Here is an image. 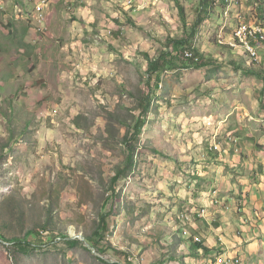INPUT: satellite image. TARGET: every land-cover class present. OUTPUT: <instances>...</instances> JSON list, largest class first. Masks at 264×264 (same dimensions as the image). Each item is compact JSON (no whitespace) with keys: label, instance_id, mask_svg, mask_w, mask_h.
<instances>
[{"label":"rangeland","instance_id":"1","mask_svg":"<svg viewBox=\"0 0 264 264\" xmlns=\"http://www.w3.org/2000/svg\"><path fill=\"white\" fill-rule=\"evenodd\" d=\"M43 1L40 23V0H0V264H214L220 253L196 254L184 233L203 246L239 236L227 221L215 226L208 208L234 189L219 168L226 174L234 135L243 157H264V83L235 68L264 70V48L248 68L217 42L225 24L264 25V0H217L195 44L203 65L161 74L129 162L126 135L150 90L147 57L184 35L176 5ZM180 2L194 22L201 0ZM102 213L109 229L99 251L88 239ZM13 238L30 242L26 252Z\"/></svg>","mask_w":264,"mask_h":264},{"label":"crops","instance_id":"2","mask_svg":"<svg viewBox=\"0 0 264 264\" xmlns=\"http://www.w3.org/2000/svg\"><path fill=\"white\" fill-rule=\"evenodd\" d=\"M47 39L48 34L44 37V41ZM238 144L236 147L232 146L230 160L224 161L226 162V167H228L226 174L219 168L222 166L220 164L217 165L220 174L229 177L232 188H234L230 191L229 197L226 198L228 202L222 200L223 202L219 201V204L216 206L214 205L216 201L210 199L208 208L217 217L215 226L222 225L223 221H227L225 229H237L240 235L235 236L234 240L228 242L226 238H219L216 243H208L205 247L216 249L218 246L219 250L224 251V254L236 255L242 259L243 264H247L248 258L255 255L264 256V157H243L242 148L239 147L241 144ZM239 149L240 152L237 153ZM212 160L215 161L214 159ZM206 172L208 173V171ZM211 178H213V175ZM221 180H227L228 182L221 184ZM216 181L221 188L227 189L229 187V179L225 177L222 179L218 177ZM239 197H242V199L236 200ZM235 201L241 204L235 205ZM231 203H233L232 207H236V209L230 208ZM185 205L187 207L191 206L190 204ZM213 207H221L222 210L217 208L218 211H215ZM217 213L218 215H216ZM227 214L228 217L224 218L223 215ZM229 214H231L230 217ZM260 264H264L263 259L260 261Z\"/></svg>","mask_w":264,"mask_h":264},{"label":"trees","instance_id":"3","mask_svg":"<svg viewBox=\"0 0 264 264\" xmlns=\"http://www.w3.org/2000/svg\"><path fill=\"white\" fill-rule=\"evenodd\" d=\"M176 5V8L178 10V15H180L181 22L183 25V32L184 35L180 39H168V48L165 52L162 53V55L158 59H150L147 57L148 60V71H147V79H148V86L149 89L147 93H144V100L141 102L140 106V114L136 121V126L134 128V132L130 136V140L127 141V137L129 134L126 135V144L128 149V162L132 161L133 159V153L136 146L131 145L133 137L136 139L135 141H139V137H141V134L143 132V129L146 125L147 119L149 117V114L152 112L151 106L153 99H156L158 97L157 92L158 89H160L161 84V74L165 71L175 70L178 68V66L182 67L184 65L183 61H190L192 65L195 66H201L203 65V56L201 52L196 48V40L197 37L202 32L203 25L207 22V20L211 16V10L214 8V4L216 5L218 2L217 0H201L199 14L194 22H190L187 10L185 6H183L180 2V0H171ZM221 2H226L227 0H223ZM220 3V2H219ZM225 4V3H224ZM217 6V5H216ZM259 12H263V6L260 5L258 7ZM131 22V21H130ZM132 23V22H131ZM221 48H224L231 52H238V54L243 59V65L246 66L245 62V51L242 48H232L229 45H220ZM190 51L194 53L195 57L194 59H198V61L190 60V58H187L186 53ZM208 66V65H206ZM248 68H251L249 66H246ZM236 70L238 72H242L246 76H252L255 79L261 81L264 83V70H254V69H244L242 66H235ZM158 74H160L158 76ZM157 77V79H156ZM155 82V85L153 86V83ZM264 92V87L261 88L260 93ZM261 95V94H260ZM262 99V95H261ZM231 145L237 146L239 145V138L238 136L234 135V138H231ZM217 149V147H213L211 150ZM121 175V172L119 173ZM116 181V179H115ZM115 191V190H114ZM108 213H102L100 216L99 224L97 228L93 231L92 235L89 237L90 244L95 247L96 249L99 248L98 244H100L101 239L104 237L106 231L109 229L108 224ZM32 238L42 237V233L40 231L31 230L27 233ZM64 237V236H63ZM48 238V237H47ZM188 238H190L188 240ZM185 237V241H187L188 244L192 243V246L194 248V251L196 254H198L199 250L203 249L204 253L209 254L212 251H215L214 249L206 248L202 245V241L200 239L191 238V235ZM191 240L193 242H191ZM42 241V240H41ZM11 242H14V245L17 244V247H19V250L26 252V248L29 246V241L21 240L13 238L11 239ZM71 246H75L79 243L78 239H71L67 241ZM195 255V254H194ZM114 264H120V263H114Z\"/></svg>","mask_w":264,"mask_h":264},{"label":"built area","instance_id":"4","mask_svg":"<svg viewBox=\"0 0 264 264\" xmlns=\"http://www.w3.org/2000/svg\"><path fill=\"white\" fill-rule=\"evenodd\" d=\"M42 3L43 5L46 4L45 1ZM41 9L42 6L38 7V10ZM254 42L264 43V27L258 25H240L234 30L230 38H227L223 31L219 40L220 45H229L232 48H242L245 51L248 64L258 62L257 51L252 45ZM186 56L187 58H190V60L198 61V59H194L195 55L190 51L186 53Z\"/></svg>","mask_w":264,"mask_h":264},{"label":"clouds","instance_id":"5","mask_svg":"<svg viewBox=\"0 0 264 264\" xmlns=\"http://www.w3.org/2000/svg\"><path fill=\"white\" fill-rule=\"evenodd\" d=\"M42 0H40V2H39V4L37 5V8H36V11H37V20L40 22V23H43L42 22V15L45 13V11H46V8H49L50 7V3H49V1L47 2V1H45L46 2V4H44L43 5V3L41 2ZM221 1H223V0H218V2H220L221 3ZM129 3L130 4H132V1H129ZM232 3H234V0H227V4H228V6H230ZM40 6H42V9L41 10H38V7H40ZM240 25H245V26H253V25H258V26H262V27H264V25H262V24H243V23H240V24H238L235 28H233L232 29V31L230 32V26H228V24L226 25H224L222 28H221V31H220V35L222 34V32L224 31V33H225V36L227 37V38H230L231 36H232V34H233V32H234V30L237 28V27H239ZM40 30H42V28L40 27V29H39V31ZM220 35H219V37H218V45L220 46V44H219V40H220ZM252 45H253V47L256 49V51H257V56H258V62L257 63H251V64H248V60H247V57H246V55H245V62H246V66H249V67H256V66H259L260 65V63H261V59H260V56H259V49L260 48H264V43H260V42H254V43H252ZM217 145H218V143H217ZM217 145H215V146H217ZM215 146H210V149H212L213 147H215ZM212 147V148H211ZM189 236V233L188 232H185L184 233V237H188ZM217 253H220V255L219 256H230V257H235V258H240V257H238V256H236V255H230V254H224V252L223 251H221V250H219V247L217 246L216 247V249H214ZM200 252H202V254H204V251H203V249H201V250H199V252L198 253H200ZM241 259V258H240ZM241 261H242V259H241ZM214 262V261H213ZM242 264H243V261H242Z\"/></svg>","mask_w":264,"mask_h":264},{"label":"bare ground","instance_id":"6","mask_svg":"<svg viewBox=\"0 0 264 264\" xmlns=\"http://www.w3.org/2000/svg\"><path fill=\"white\" fill-rule=\"evenodd\" d=\"M214 264H242V261L240 258L230 256H218L216 257Z\"/></svg>","mask_w":264,"mask_h":264}]
</instances>
